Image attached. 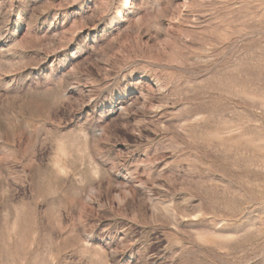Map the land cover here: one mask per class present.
<instances>
[{
    "label": "rangeland",
    "instance_id": "obj_1",
    "mask_svg": "<svg viewBox=\"0 0 264 264\" xmlns=\"http://www.w3.org/2000/svg\"><path fill=\"white\" fill-rule=\"evenodd\" d=\"M0 264H264V0H0Z\"/></svg>",
    "mask_w": 264,
    "mask_h": 264
}]
</instances>
